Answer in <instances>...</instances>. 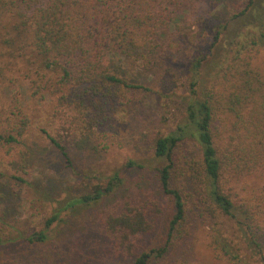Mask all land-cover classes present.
I'll return each instance as SVG.
<instances>
[{
	"label": "trees",
	"instance_id": "16d2710c",
	"mask_svg": "<svg viewBox=\"0 0 264 264\" xmlns=\"http://www.w3.org/2000/svg\"><path fill=\"white\" fill-rule=\"evenodd\" d=\"M185 2L0 0V55L5 66L22 70L31 99L55 100L54 114L68 136L101 127L111 116L127 112L139 93L150 90L115 67V61H144L154 51L164 57L173 52L190 55L182 88L169 89L167 105L173 102L178 110L171 113L174 124L152 137L154 156L162 161L158 185L170 202V216L163 221L167 202L151 195L117 199L102 218L114 251L131 257L132 264H196L169 260L174 246L191 235V204L194 209L202 206L214 224L216 219L234 221L246 232V248L264 252V242L253 230L264 233V217L244 202L235 203L232 196L235 181L264 169V72L243 53L264 47L263 0H247L223 23L211 16L196 20L195 31L192 23L183 25ZM230 21L243 22L244 29L232 30ZM0 75L4 80L3 70ZM170 118L165 114V121ZM29 121L14 95L12 108L0 110V148L23 145ZM46 136L68 158L59 137ZM190 140L197 143L198 153L190 152ZM10 177L25 182L20 176ZM119 181L114 174L105 187L95 186L91 194L67 206L93 203ZM57 218L58 213L48 216L24 240L43 242L45 230ZM161 224L162 243L148 244L147 237ZM2 225L0 245L9 241ZM215 230L211 235L215 248L233 264L239 263L238 248Z\"/></svg>",
	"mask_w": 264,
	"mask_h": 264
},
{
	"label": "rangeland",
	"instance_id": "374dc122",
	"mask_svg": "<svg viewBox=\"0 0 264 264\" xmlns=\"http://www.w3.org/2000/svg\"><path fill=\"white\" fill-rule=\"evenodd\" d=\"M246 3L247 0H186L183 25L192 23L191 30L195 31V21L208 16L223 23ZM229 23L232 30L244 29L243 22ZM243 53L264 72V47L246 49ZM160 54L154 51L144 61H115V67L150 90L139 93L127 112L111 116L106 124L78 136H68L65 129L60 128L63 121L54 114L55 100L50 96L41 101L31 99L22 70L16 66L8 69L5 57L0 55V74L3 70L5 76L3 80L0 75V110L11 109L16 95L24 112L30 116L23 145L0 148V222L4 239L9 240L0 245V264H132L131 257H122L114 251L105 234L102 218L108 208L117 199L154 195L167 202L163 221L168 219L170 202L158 185L157 169L162 161L154 156L152 137L174 124L175 116L171 113L178 110L173 102L167 105L169 94L172 95L169 89L182 88L190 55L173 52L164 57ZM165 114L172 117L168 122L164 120ZM50 134L59 137L68 158L52 145L46 136ZM188 147L190 152L198 153L195 141L190 140ZM114 174L120 181L102 198L90 204L67 206L73 199L91 194L95 186L105 187ZM10 175L20 176L25 182L13 180ZM233 184L234 202H244L254 213L261 212L260 217H264V169ZM190 207L191 235L174 246L169 260L233 264L211 241V235L218 229L231 246L238 248L241 261L237 264H264V252L256 254L246 248V232L237 223L216 219L217 224H214L203 214L202 206L194 209L195 205L191 204ZM53 213H58V218L45 230L43 242L24 240V236L39 230ZM253 230L264 242V233L256 227ZM163 236L161 224L147 237V242L160 245Z\"/></svg>",
	"mask_w": 264,
	"mask_h": 264
}]
</instances>
